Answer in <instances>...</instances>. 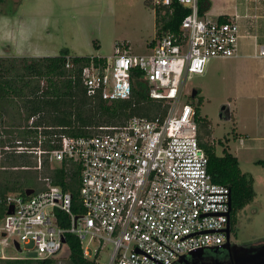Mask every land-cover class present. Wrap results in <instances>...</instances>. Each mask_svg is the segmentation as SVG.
<instances>
[{
  "label": "built area",
  "instance_id": "1",
  "mask_svg": "<svg viewBox=\"0 0 264 264\" xmlns=\"http://www.w3.org/2000/svg\"><path fill=\"white\" fill-rule=\"evenodd\" d=\"M177 2L191 13L177 32L155 39L149 53L133 54L119 44L113 56L97 57L99 63L92 58L80 74L88 96L101 94L107 100H129L136 80L144 81L149 97L168 106L165 117L133 116L123 126L100 127L90 137L53 135L50 143L57 147L48 151L42 146V131L53 128L39 127L38 147L18 140L15 146L0 148L34 154L33 170L39 172L43 155L49 156L52 169L78 164L83 209L76 213L73 195L50 177H41L44 189L31 196L8 195L0 229L1 260L60 257L67 251V234L79 238L84 258L95 264L104 256L105 264H179L191 253L227 242L232 191L213 181L198 139L196 107L182 98L190 96V75H203L212 59L238 55L242 17L235 13L222 21L201 16L199 0ZM152 3L170 7L173 0ZM255 56H264V51ZM74 67L68 58L66 68ZM64 217L70 221L68 228L61 226ZM8 248L35 256H8Z\"/></svg>",
  "mask_w": 264,
  "mask_h": 264
},
{
  "label": "trees",
  "instance_id": "2",
  "mask_svg": "<svg viewBox=\"0 0 264 264\" xmlns=\"http://www.w3.org/2000/svg\"><path fill=\"white\" fill-rule=\"evenodd\" d=\"M156 14L157 36L164 33L177 32L182 20L191 13V9L173 0L170 7H155L152 0L146 1ZM210 0H199V14L204 16L211 9ZM226 18H221L224 21ZM68 58L75 67L67 69ZM97 57H80L72 55L68 49L60 55L52 57H22L0 58V147L15 146L20 140L30 147H38L39 131L43 129L46 136L43 142L44 150H52L57 146L50 143L53 135H68L71 137H90L100 133V127H119L125 125L133 116L146 117L151 120L158 116L165 117L168 106L163 101L149 97L148 85L139 79L135 82L133 95L129 100H107L101 94L90 97L80 79L82 68ZM198 95L196 101V122L199 127V143L205 150L208 159V171L217 184L228 186L232 191V232L237 224L240 211L251 204L255 197L254 178L241 170L240 163L228 148L223 155L217 154V144L212 139V122L201 116L203 98ZM32 118H35L30 124ZM24 122V125L22 124ZM4 127V128H3ZM5 136V138L3 137ZM211 140V141H210ZM6 157L0 169L7 172H19L15 179L0 172V221L8 212L5 199L10 194H20L26 197V190L36 192L44 189L40 178L50 177L54 184L73 195V207L76 213L83 212L79 196L81 168L78 164L52 169L49 156L43 155L41 172L33 170L37 166V157L29 153L1 151L0 156ZM17 161L22 165H14ZM264 167V160L257 162ZM11 165V166H8ZM27 168V169H23ZM31 175L29 176L28 173ZM32 172V173H30ZM37 179L40 188L32 185V179ZM62 227H70V221L64 217ZM67 251L60 257L44 260H1L0 264H95L83 256L81 242L73 234L66 235ZM205 257L213 255L214 250L205 251ZM224 260V257H215Z\"/></svg>",
  "mask_w": 264,
  "mask_h": 264
},
{
  "label": "rangeland",
  "instance_id": "3",
  "mask_svg": "<svg viewBox=\"0 0 264 264\" xmlns=\"http://www.w3.org/2000/svg\"><path fill=\"white\" fill-rule=\"evenodd\" d=\"M146 1L0 0V58L57 56L64 49L80 57L107 58L115 54L119 44L127 45L126 49L133 54L149 53L151 43L159 37L155 11ZM206 14L214 18L216 13L210 10ZM256 68V62L247 58L239 61L212 59L203 75L188 77L190 96L182 98V102L195 105L191 93L194 89L200 91L199 96L204 101L201 116L208 117L214 124L213 137L216 140L213 141L223 142V145L217 144V154L223 155L224 149L230 146V151L240 159L241 170L254 178L256 197L239 212L231 234V242L240 247L264 244V167L257 164L264 160V151L241 148V141L234 138L233 122L220 116L223 106L234 97L231 74L234 71H256ZM260 107L259 122L264 121V107ZM5 159V155L0 156V163L6 162ZM22 164L17 161L12 166ZM8 169L1 168L0 172ZM7 175L15 179L20 173L10 171ZM32 181V185L40 188L37 179ZM2 226L0 221V229ZM5 253L26 258L35 256L34 252L20 254L13 248H8ZM105 263L104 256L101 264Z\"/></svg>",
  "mask_w": 264,
  "mask_h": 264
},
{
  "label": "crops",
  "instance_id": "4",
  "mask_svg": "<svg viewBox=\"0 0 264 264\" xmlns=\"http://www.w3.org/2000/svg\"><path fill=\"white\" fill-rule=\"evenodd\" d=\"M210 1L212 5L210 10L216 13L214 18H226L235 13L242 17L240 25L243 37L240 40L239 53L235 58L227 59V61L247 58L257 64L256 71H234L231 74L230 84L234 97L225 104L230 109V120L226 121L233 122L234 138L241 141V148H255L264 151V121L259 122L258 118L260 106L264 107V56H255L256 53L259 55L260 51H264V0H260L261 2L253 0ZM22 124L24 125V122ZM213 135L214 124L212 123V139L216 140ZM228 149L230 151L231 147L228 146ZM232 154L240 161L237 155Z\"/></svg>",
  "mask_w": 264,
  "mask_h": 264
},
{
  "label": "water",
  "instance_id": "5",
  "mask_svg": "<svg viewBox=\"0 0 264 264\" xmlns=\"http://www.w3.org/2000/svg\"><path fill=\"white\" fill-rule=\"evenodd\" d=\"M197 90L192 91V97L197 96ZM223 113L221 118L225 120H230V109L227 106H223ZM34 189L26 190V195L31 196L34 194ZM14 208L10 207L9 213H13ZM232 213V197L230 200V217ZM227 242L221 247L213 249L214 251L225 250L228 252V259L226 261H221L219 259H209L205 257V250H199L197 252L191 253L189 257H183L179 264H264V244L259 246L251 247H240L231 242L232 226L231 220L226 229ZM17 248L20 251V246L17 244Z\"/></svg>",
  "mask_w": 264,
  "mask_h": 264
},
{
  "label": "flooded vegetation",
  "instance_id": "6",
  "mask_svg": "<svg viewBox=\"0 0 264 264\" xmlns=\"http://www.w3.org/2000/svg\"><path fill=\"white\" fill-rule=\"evenodd\" d=\"M205 254H206V252H205ZM217 256L224 257L225 259L221 260V261H226L228 259V252L225 251V250L214 251L213 255H211V257H209V259H213V258H215ZM215 259H218V258H215Z\"/></svg>",
  "mask_w": 264,
  "mask_h": 264
}]
</instances>
